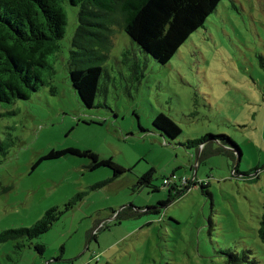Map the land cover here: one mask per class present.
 <instances>
[{
  "label": "rangeland",
  "instance_id": "obj_1",
  "mask_svg": "<svg viewBox=\"0 0 264 264\" xmlns=\"http://www.w3.org/2000/svg\"><path fill=\"white\" fill-rule=\"evenodd\" d=\"M64 8L54 72L43 71L49 82L27 99L0 103V138L8 145L0 231L75 201L38 237L0 242V264H224L226 249H250L264 264V0H221L165 64L115 27L93 107L69 78L77 7ZM159 112L181 128L176 139L153 126ZM207 133L232 137L242 153L237 167L216 145L199 161L201 147L182 145ZM68 147L92 150L125 171L114 177L107 166L89 169L88 157L71 153L41 159ZM149 169L151 185L137 186ZM172 172L195 183L160 206L170 187L163 177Z\"/></svg>",
  "mask_w": 264,
  "mask_h": 264
},
{
  "label": "trees",
  "instance_id": "obj_2",
  "mask_svg": "<svg viewBox=\"0 0 264 264\" xmlns=\"http://www.w3.org/2000/svg\"><path fill=\"white\" fill-rule=\"evenodd\" d=\"M221 0H0V103L10 104L16 99H27L31 92L47 84V70L53 74V60L59 50L58 41L65 35L67 13L64 3L77 7L76 27L71 36L67 57L68 74L72 86L81 101L88 107L98 106L100 78L104 64L113 45L115 27L122 29L140 49L155 62L165 64L185 42L191 33L204 27L207 17L216 10ZM55 88L51 86V90ZM153 126L170 139L180 133L179 125L168 115L159 112L152 118ZM216 142V143H215ZM203 144V152L213 145L215 152H223L236 161L239 147L229 135L207 133L199 138L188 139L186 148ZM8 145L0 138V164L7 154ZM71 153L88 157L89 169L107 166L117 177L125 168L111 158H101L96 152L77 147L52 149L41 159L57 158ZM238 163L235 165L237 167ZM153 169L143 173L137 186H149ZM175 173L172 172L171 175ZM165 178V177H163ZM182 187L170 185L168 199L159 201L165 206L173 193H183L190 184ZM96 187V186H94ZM201 192L211 197L207 183L199 182ZM157 190V187L153 188ZM205 190V191H204ZM69 200L64 209L49 207L42 216L27 227L6 228L0 231V242L21 237L32 239L46 232L60 215L74 203ZM153 207V212H157ZM137 214V213H136ZM118 216L121 213L117 214ZM258 236L264 241V211L260 218ZM17 247L20 244L17 243ZM42 252L44 245L36 244ZM224 264H260L251 257V250L226 249Z\"/></svg>",
  "mask_w": 264,
  "mask_h": 264
},
{
  "label": "built area",
  "instance_id": "obj_3",
  "mask_svg": "<svg viewBox=\"0 0 264 264\" xmlns=\"http://www.w3.org/2000/svg\"><path fill=\"white\" fill-rule=\"evenodd\" d=\"M187 178L185 176H177L176 174H172L171 177L164 179L163 183H178V184H183L185 183Z\"/></svg>",
  "mask_w": 264,
  "mask_h": 264
},
{
  "label": "clouds",
  "instance_id": "obj_4",
  "mask_svg": "<svg viewBox=\"0 0 264 264\" xmlns=\"http://www.w3.org/2000/svg\"><path fill=\"white\" fill-rule=\"evenodd\" d=\"M198 147H201V148H203V144H200ZM200 148V149H201ZM198 151H199V149H198ZM199 155V154H198ZM198 155H197V158H198ZM237 163H235V165H236ZM194 172H196V170H194ZM173 174H176V173H173ZM177 175V174H176ZM172 175H170L169 177H171ZM178 176V175H177ZM193 176H195V173L193 174ZM169 177H165V178H163V180L164 179H167V178H169ZM186 178H187V180H186V182L185 183H183V184H178V183H168V184H166V183H163V180H162V183H163V185H166V186H170V185H173V184H175V185H179V186H183V185H185V184H187V182L189 181V180H194L193 178L192 179H189L187 176H185ZM195 181V180H194ZM47 264H49V262L47 263Z\"/></svg>",
  "mask_w": 264,
  "mask_h": 264
},
{
  "label": "water",
  "instance_id": "obj_5",
  "mask_svg": "<svg viewBox=\"0 0 264 264\" xmlns=\"http://www.w3.org/2000/svg\"><path fill=\"white\" fill-rule=\"evenodd\" d=\"M239 147V146H238ZM241 150H240V148H239V153H238V155H237V157H236V163H238L239 161H240V159H241ZM196 160H197V156H196ZM195 173V172H194Z\"/></svg>",
  "mask_w": 264,
  "mask_h": 264
}]
</instances>
